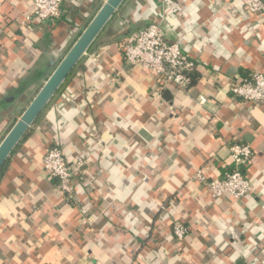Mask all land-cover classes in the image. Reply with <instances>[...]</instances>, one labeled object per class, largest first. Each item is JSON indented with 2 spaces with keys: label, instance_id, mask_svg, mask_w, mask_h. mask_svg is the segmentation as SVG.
Instances as JSON below:
<instances>
[{
  "label": "crops",
  "instance_id": "0c3cea01",
  "mask_svg": "<svg viewBox=\"0 0 264 264\" xmlns=\"http://www.w3.org/2000/svg\"><path fill=\"white\" fill-rule=\"evenodd\" d=\"M106 1L19 29L33 0H0V144ZM153 24L196 61L189 89L126 63ZM255 73L264 15L238 0H126L0 174V264H264V104L230 92ZM236 143L254 151L253 193L213 199L195 176L223 179ZM51 146L87 162L70 196L44 171Z\"/></svg>",
  "mask_w": 264,
  "mask_h": 264
},
{
  "label": "built area",
  "instance_id": "2783aa9c",
  "mask_svg": "<svg viewBox=\"0 0 264 264\" xmlns=\"http://www.w3.org/2000/svg\"><path fill=\"white\" fill-rule=\"evenodd\" d=\"M243 9L250 15H264V0H238ZM33 13L23 16L17 26L23 29L29 25L58 19L61 16L63 0H33ZM126 63L132 68H141L153 74L160 86L174 85L187 90L189 74L198 70L195 60L185 56L179 44L166 40L163 29L156 24L140 30L132 43L121 47ZM231 94L242 101L264 104V74L255 73L249 78L239 81L231 87ZM206 103L205 98L200 99ZM233 167L227 171L223 179L209 181L201 173L195 180L205 185L213 199L226 196L242 200L253 193V186L244 173V169L252 162L254 151L244 143L233 144L230 148ZM87 165L83 157L76 158L72 168L58 146H51L43 160L45 173L57 181L59 191L70 196L74 175L82 174ZM188 229L180 224L173 227V235L182 242Z\"/></svg>",
  "mask_w": 264,
  "mask_h": 264
},
{
  "label": "water",
  "instance_id": "95a60500",
  "mask_svg": "<svg viewBox=\"0 0 264 264\" xmlns=\"http://www.w3.org/2000/svg\"><path fill=\"white\" fill-rule=\"evenodd\" d=\"M125 1L126 0H107L105 2L98 14L49 77L45 85L11 128L7 136L3 139L0 144V174L6 162L30 128L66 83L79 62L94 45L97 38Z\"/></svg>",
  "mask_w": 264,
  "mask_h": 264
},
{
  "label": "trees",
  "instance_id": "16d2710c",
  "mask_svg": "<svg viewBox=\"0 0 264 264\" xmlns=\"http://www.w3.org/2000/svg\"><path fill=\"white\" fill-rule=\"evenodd\" d=\"M195 78H197V74H196V72H192V73L189 74L190 83H189L188 89H189L190 85L194 82V79H195ZM248 78H249V77H248ZM68 81H69V79L66 81V84H67ZM64 85H65V84H64ZM60 90H61V89H60ZM60 90H59V91H60ZM58 93H59V92H58ZM58 93H57V94H58ZM31 102H32V100H30V101L28 102V105H27V106H29ZM22 114H23V113H22ZM22 114H21V115H22ZM20 117H21V116H20ZM15 123H16V122H15ZM14 125H15V124H13V126H14ZM13 126H12V127H13ZM12 127H11V128H12ZM10 130H11V129H10ZM10 130H9V131H10ZM8 133H9V132H8Z\"/></svg>",
  "mask_w": 264,
  "mask_h": 264
},
{
  "label": "rangeland",
  "instance_id": "374dc122",
  "mask_svg": "<svg viewBox=\"0 0 264 264\" xmlns=\"http://www.w3.org/2000/svg\"><path fill=\"white\" fill-rule=\"evenodd\" d=\"M30 100H32V98H31ZM30 100H28V102H29ZM28 102H27V105H28ZM26 107H28V106H26ZM19 118H20V117H19ZM19 118H18V120H19Z\"/></svg>",
  "mask_w": 264,
  "mask_h": 264
}]
</instances>
